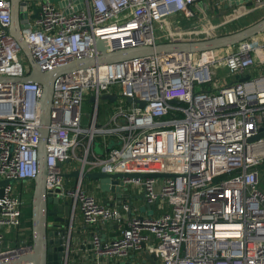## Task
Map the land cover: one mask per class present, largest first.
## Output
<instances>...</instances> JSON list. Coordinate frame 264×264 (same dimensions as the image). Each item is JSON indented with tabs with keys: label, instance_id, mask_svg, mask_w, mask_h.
<instances>
[{
	"label": "built area",
	"instance_id": "obj_1",
	"mask_svg": "<svg viewBox=\"0 0 264 264\" xmlns=\"http://www.w3.org/2000/svg\"><path fill=\"white\" fill-rule=\"evenodd\" d=\"M199 1L82 0L76 11L71 0L65 9L45 2L23 34L37 64L52 72L98 58L97 39L113 53L214 37L228 23L217 25L208 14L198 15L194 7ZM252 1L264 9V0ZM11 9L10 0H0V76L23 78L29 69L9 32ZM112 26L125 30L106 32ZM229 49L153 54L57 78L46 186L49 193L62 189L73 214L79 209L87 225L123 221L120 210L83 188L86 173L174 176L125 179L144 190L149 204L161 200L171 208L159 217L129 216L117 239L95 234L99 264L125 259L144 244L158 264H264V138L249 142L264 127V72L253 75L254 69H264V40L252 38ZM219 69L228 71L226 77L218 78ZM237 75L251 79L227 84ZM104 94L117 95L122 104H117L116 118L124 116L126 122L115 121L112 129L97 128L95 122L83 127L85 102L96 96L99 109ZM42 97L38 83L0 84V181L13 180L0 187V264H33L18 260L31 252V245L27 237L17 236L27 229L26 202L16 184L33 182L39 173ZM128 98L147 104L127 105ZM174 100L182 103L174 105ZM95 136L114 137L118 147L96 156ZM72 160L80 162V176L77 184L65 186L64 166ZM122 210L131 213L127 204Z\"/></svg>",
	"mask_w": 264,
	"mask_h": 264
},
{
	"label": "water",
	"instance_id": "obj_2",
	"mask_svg": "<svg viewBox=\"0 0 264 264\" xmlns=\"http://www.w3.org/2000/svg\"><path fill=\"white\" fill-rule=\"evenodd\" d=\"M12 3L11 9V26L9 28L10 34L19 44L25 61L28 63L29 74L23 78L2 77L0 76V84H20V83H38L43 87V97L41 100V137L38 147L39 152V173L33 180L34 190L32 195V240L31 252L21 256L18 260L20 262L30 261L33 264H68L70 259V250L66 246V229L65 224L69 223L71 217V202L67 197H63L60 193L61 188L56 189L55 193H49L47 190V177L49 174L47 157H48V137L49 126L51 123V111L53 107V97L56 86V80L60 75L72 74L77 70H86L92 68L97 64H110L127 61L137 57H143L153 54H171V53H201L220 49H227L234 47L244 41L252 39L264 32V9L255 7L252 0H200L199 4L203 5V10L209 15V12L215 14L220 18L217 25H226L231 23L232 26L226 25V28H221L219 33L214 37L205 38L195 41H171L159 43L156 46L137 47L132 49L120 50L116 52H109L107 42L102 39H97L96 46L100 52L98 58H85L76 60L67 64L64 67L57 68L52 72H45L35 61L31 47L26 41L23 31L30 28L32 21L39 18L40 5L45 2L58 4L62 9H65L69 0H10ZM78 6L74 9L79 10V5L82 0H71ZM227 1V10L220 15L219 4ZM199 6V5H198ZM251 8L247 13L244 12L243 7ZM31 9L33 14H31ZM242 9V12L240 10ZM260 14L256 20L249 21L241 26L242 20L251 15ZM241 14V15H240ZM223 18L225 20H223ZM213 23H215L213 21ZM216 24V23H215ZM251 79V76L243 77L236 76V82H244ZM90 103L95 105L97 103L96 96H90ZM102 101H110L115 103L117 95L104 94L101 96ZM127 102L138 104L144 108L146 101L140 99L128 98ZM174 105H179L182 102L174 100L171 102ZM98 109L95 108V113ZM94 113V114H95ZM260 138H264V127L260 128V134L249 140L254 142ZM58 166H62L61 163ZM80 170L73 173H64V177L69 179L71 177L79 178ZM174 177L168 174H138V173H115L107 174L99 171L89 172L83 175L84 179H93L100 183V187L106 192H120L122 187H125L124 179L127 178H168ZM13 180L0 181V187L6 186ZM2 193V189H0ZM65 215L66 219L62 216ZM147 245H143L146 249ZM149 259L155 256L149 255ZM9 264V263H6Z\"/></svg>",
	"mask_w": 264,
	"mask_h": 264
},
{
	"label": "crops",
	"instance_id": "obj_3",
	"mask_svg": "<svg viewBox=\"0 0 264 264\" xmlns=\"http://www.w3.org/2000/svg\"><path fill=\"white\" fill-rule=\"evenodd\" d=\"M57 7L58 4H55ZM228 2L224 1L219 4L220 7V15L227 13H224L227 10ZM244 12H248L251 10V8H246L245 6ZM195 12L203 16L206 13L203 10V5L199 4V6L194 7ZM204 12V13H203ZM242 12V9L240 10ZM242 12L241 14H243ZM31 14H33V10L31 9ZM240 14V15H241ZM208 17L214 21L216 24L220 22V18L216 16L215 14H212V12H209ZM220 19V20H219ZM36 20V19H35ZM34 20V21H35ZM223 20H225L223 18ZM32 21V23L34 22ZM228 23V21H227ZM229 24V23H228ZM264 72V69H254L253 75L259 76ZM235 78H231L230 81H235ZM117 101V100H116ZM90 102V100H89ZM101 103L103 104V111L101 108ZM100 103L99 110L95 113V105H94V122L97 126V128H107L112 129L115 127V121L119 123L126 122L124 116H121L119 118H116L117 116V102L112 103L110 101H102ZM133 104V103H132ZM112 105V107H111ZM127 105H130V103L127 102ZM99 111L103 112L104 114L99 116ZM88 119L86 121V125L83 122V127L87 128L90 124V118L87 116H83V119ZM98 138H102L101 140L103 143L97 142ZM111 140L107 141L106 137L103 136H97L95 139V142L98 144L96 145L94 143L93 150L94 154L99 157H105L110 149L114 147L115 141L114 137H110ZM80 165V162L77 160H72L69 163H66L64 168L65 171L68 172L67 174L73 173L76 171L78 166ZM264 168V166H262ZM128 179V178H127ZM263 180V179H262ZM78 178L71 177L69 179L65 178V186L68 184H77ZM125 181V179H124ZM264 181V180H263ZM34 185L33 182H19L16 184L17 189L19 192L24 194V199L26 202V197L29 193H31V186ZM159 187V186H158ZM83 188L90 192L91 194L95 195L96 198L101 201L102 204L109 206L111 208H117L121 211L123 214V221H109L106 223H98L95 225H87L84 222L83 216L81 211L78 209L73 214L72 208H71V217L69 223L65 224L66 229V246L68 247V250H70V264H99L97 262V258L93 251V237L95 234H99L100 237L103 240H114L120 237L122 228L125 227L124 221L128 219L129 216H132L134 214H140L150 217H159L165 212L170 211L171 206L168 205L166 202H162L161 200L157 201L154 204H149L146 200V196L144 193V190L142 188H139L137 186H132L130 184H126L125 187L121 188L120 192H106L103 191L100 187V183L93 179H84L83 180ZM262 189H264V184L262 186ZM127 204L131 208V213H126L124 210H122V206ZM63 219H66V216H62ZM149 246H147L146 249H141L140 251L133 252L129 257L125 259H112V260H106L104 264H158V261L156 258L149 259L148 256L154 254H151L149 251Z\"/></svg>",
	"mask_w": 264,
	"mask_h": 264
},
{
	"label": "rangeland",
	"instance_id": "obj_4",
	"mask_svg": "<svg viewBox=\"0 0 264 264\" xmlns=\"http://www.w3.org/2000/svg\"><path fill=\"white\" fill-rule=\"evenodd\" d=\"M256 16H257V18H259V16H260V14L258 13L257 15H251V16H249L248 18H246V19H244V20H242V22L240 23V25L242 26L244 23H245V25H247V24H249V21H254V20H256L257 18H256ZM260 18H261V16H260ZM229 26H232V24L231 23H229ZM255 41H258L259 42V40L260 41H262V39L264 40V32L263 33H261V34H259L258 36H256V37H254L253 38ZM159 43H164V41H160ZM261 43V42H260ZM263 43V42H262ZM226 52H229V51H232V49H229V48H227L226 50H225ZM223 53L221 52V54L220 55H222ZM26 65L28 66V63H27V61H26ZM217 73H218V78H224V77H226V75H227V73H228V71L226 70V69H224V70H218L217 71ZM230 79L231 78H228V81H227V84H230L232 81H230ZM208 87H212V85L211 84H209L208 85ZM116 90H118V87H116L115 88ZM198 91L200 90V88H198L197 89ZM120 101H122V99H119L118 100V102H120ZM118 104H122V103H118ZM93 105V104H92ZM91 106V105H90ZM93 108H94V105H93ZM101 108H102V111H103V104L101 103ZM88 111H89V109L87 108V105H86V103L84 104V107H83V112H84V114H85V116H88L89 118H90V124H89V126L87 127V128H91L92 126H93V124H94V110H93V113L92 114H89L88 115ZM100 116V115H99ZM97 127V126H96ZM86 137V139H90V135L89 134H86L85 135ZM96 137V136H95ZM97 138V137H96ZM93 140H95V138L93 139ZM93 144H94V141H93ZM95 144L97 145L98 143L97 142H95ZM32 195H33V191L31 192V193H29L28 195H27V197H26V201L27 202H31V205H32ZM31 219H32V213H31V215L29 214V212H25V220H24V223H25V226H27L28 224H29V222H31ZM27 223V224H26ZM29 228V227H28ZM27 229V228H26Z\"/></svg>",
	"mask_w": 264,
	"mask_h": 264
},
{
	"label": "trees",
	"instance_id": "obj_5",
	"mask_svg": "<svg viewBox=\"0 0 264 264\" xmlns=\"http://www.w3.org/2000/svg\"><path fill=\"white\" fill-rule=\"evenodd\" d=\"M86 103V105H87V108L89 109V111H88V115L89 114H92L93 113V105L89 102V99L85 102ZM127 104V103H126ZM91 105V106H90ZM111 107H112V105H111ZM99 110H101V109H99ZM106 113L107 112H105V114L103 113V112H101V111H99V115H103L104 114V116H106ZM171 116V114H169V116L168 117H170ZM87 117V116H86ZM85 121V122H84ZM86 121H88V119L86 118V119H83V122H84V124L86 125ZM102 138H98L97 139V142H100V143H103V141L101 140ZM111 140V138H107V141H110ZM114 147H118V144H116L115 142H114ZM260 174H261V178L264 180V168L263 167H260ZM262 180V182H261V188H262V186H263V184H264V181ZM34 190V185H32L31 186V192ZM25 212L27 213V212H29V214L31 215V213H32V205H31V202H27L26 201V203H25V206H24V219H23V226L25 227V228H27V230L25 231V233H24V235H22L21 233H18L17 234V236L18 237H20V236H23V237H27L28 238V241H29V244L30 245H32L33 244V240H32V219H31V222H29V224L27 225V226H25V223H24V220H25ZM27 224V223H26ZM29 227V228H28Z\"/></svg>",
	"mask_w": 264,
	"mask_h": 264
},
{
	"label": "bare ground",
	"instance_id": "obj_6",
	"mask_svg": "<svg viewBox=\"0 0 264 264\" xmlns=\"http://www.w3.org/2000/svg\"><path fill=\"white\" fill-rule=\"evenodd\" d=\"M125 26H123V27H114V26H112V27H108V28H106L107 30H106V32H108V33H115V32H119V31H124L125 30V28H124Z\"/></svg>",
	"mask_w": 264,
	"mask_h": 264
}]
</instances>
